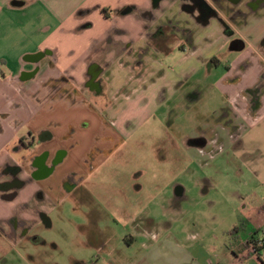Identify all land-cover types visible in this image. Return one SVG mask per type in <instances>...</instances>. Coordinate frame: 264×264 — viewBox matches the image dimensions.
<instances>
[{
    "label": "crops",
    "instance_id": "0c3cea01",
    "mask_svg": "<svg viewBox=\"0 0 264 264\" xmlns=\"http://www.w3.org/2000/svg\"><path fill=\"white\" fill-rule=\"evenodd\" d=\"M187 1L162 0L155 9L157 19L192 20L190 11L184 8ZM220 1L234 10H246L250 0ZM130 3L136 4L138 10L150 5L149 0H0V264H22L7 257L18 251L17 244L22 241L4 233L12 224L10 217L30 215L37 186L30 177L34 152L41 147L52 150L70 143L67 158L60 162L62 167L79 161L94 139L108 130L117 140L128 138L141 127L151 132V117L166 101L167 90L187 84L198 68L205 69L204 78L212 77L215 70L221 71L210 81L189 84L194 86L188 92L193 93L188 100L194 101H190L192 105L200 104L205 95L195 85H210L219 93L221 104L204 117L205 126L193 127L182 136L181 143L193 151L194 165L204 168L208 163L204 164L206 159L196 152L206 155L210 145L218 150L232 145L254 175L262 192L257 211L264 212V0L253 7L243 22L239 16L229 19L218 7L215 16L201 24L200 31L191 37L194 48L188 46L185 52H178L175 44L168 45V49L156 50L154 58L145 56L135 67L123 46H143L156 23L135 12H118ZM103 7L109 17L101 13ZM225 27L230 33H225ZM233 42H237L236 46H230ZM135 71H141L139 78L134 77ZM55 85L71 91L70 95L57 94ZM91 85H105L108 97L123 86L131 90L128 95L119 96L118 105L107 111L114 122L109 128L88 106L100 98ZM256 88L259 94L252 105ZM82 122L88 125L85 127ZM42 131L50 132L53 139L38 148L32 144L24 146ZM163 131L165 134V127ZM191 135L204 137L206 144L189 145L186 139ZM165 147H160L162 152ZM201 178L208 188L207 177ZM57 179L54 177L52 182ZM168 187L172 197L174 191L181 193L179 201L187 195L183 183ZM178 202L172 200L173 208L180 205ZM24 204L28 210L23 209ZM260 223L261 232L254 228L245 239L235 231L216 255L209 252L217 251L214 246L203 248L193 234V242L189 240L188 244L164 239L161 245L171 254L169 258L173 255L165 264H263L247 253L246 246L251 236L264 235V218ZM16 226L12 224L13 232H18ZM133 232L134 238L142 241H150L154 234L151 226H141ZM136 263L144 261L129 264Z\"/></svg>",
    "mask_w": 264,
    "mask_h": 264
},
{
    "label": "rangeland",
    "instance_id": "374dc122",
    "mask_svg": "<svg viewBox=\"0 0 264 264\" xmlns=\"http://www.w3.org/2000/svg\"><path fill=\"white\" fill-rule=\"evenodd\" d=\"M220 71L221 69L215 70L212 77L204 78L205 69L198 68L187 84L167 90L169 92H166V101L151 117V132L144 131L143 127L138 128L118 147L129 154L125 155L129 165L138 169L144 165L143 168L150 169L148 182L142 184L139 192L135 193L134 206L135 213L148 203L151 207V227L154 234L150 241H142L136 237L127 247L125 239L128 238L131 242V237L135 236L134 229L120 228V224L116 226L112 215L102 218L106 226L113 227L114 243L117 242L114 247L119 249L120 253L131 254L128 260L130 263L143 260L144 264H165L173 255L169 258L171 254L166 251L164 244L161 245L164 239L172 238L179 243L188 244L193 234L203 248L214 246L217 251L209 252L216 255L228 238L235 235V231L242 239L254 231V228H259L257 232H261L260 222L264 218V212L257 211V208L262 204L258 197L262 192L257 188L253 173L244 166L242 158L236 154L232 145H223V150L210 145L206 155L195 150L198 157L206 159L202 161L204 164L208 163L204 168L199 164L194 165L193 151L181 143L182 136L189 133L193 127L205 126L204 117L221 104L219 93L213 91L210 85H195L202 89L205 97L200 104L192 105L190 101H194L188 99H191L193 93L188 92L194 85L189 84L195 83L196 80L210 81ZM159 120L161 122H158ZM164 127L165 134L162 132ZM163 145L166 147L162 152L159 147ZM153 147H158V150ZM166 150L172 153L165 152ZM153 168L158 169L156 171ZM203 176L207 177L205 182L209 183L208 188L201 178ZM175 182L183 183L187 195L178 202V207L173 208V197L168 185ZM138 200L141 201L139 204ZM79 204L73 200L59 205L56 209L59 214L54 213L55 217L52 216L54 228L40 233L45 239V244L18 248L17 252L8 253L7 257L22 261V264H79L80 261L83 264H106L103 255H99L95 260V250L84 248L82 244V236L75 228L81 221L77 211L80 209ZM158 206L162 210L158 209ZM154 209H157L155 214ZM140 221L138 220V223ZM112 247L113 245H110L109 249Z\"/></svg>",
    "mask_w": 264,
    "mask_h": 264
},
{
    "label": "flooded vegetation",
    "instance_id": "af4514ba",
    "mask_svg": "<svg viewBox=\"0 0 264 264\" xmlns=\"http://www.w3.org/2000/svg\"><path fill=\"white\" fill-rule=\"evenodd\" d=\"M149 1V7L144 10H138L136 4L130 3L124 5L118 11L120 13L135 12L150 21L155 20L156 23L153 30L147 35L143 46L136 49L126 47L127 43L123 46L126 55L132 57L133 67L140 65L145 56L150 55L154 58L156 50L159 48L168 49V45L175 44V49L178 52H185L188 46L194 48L195 45L191 42V37L200 31L201 24L215 16L218 7L224 14L228 15L229 19L239 16L241 22H243L253 7L260 2V0H250L246 3V10H234L231 7L223 6L220 0H188L184 8L190 11L192 20L181 21L175 18L157 19L155 9L159 7L162 0ZM100 11L105 17H109L105 7L101 8ZM224 31L230 33L231 30L225 27ZM236 43L233 42L230 46H236ZM210 61H214V59L211 58ZM140 76L141 71L134 72L135 78ZM58 87L59 85H55L57 90ZM91 89L100 98L96 99L95 103H88V106L98 113L104 124L109 128L114 122L108 118L107 111L118 105L119 96L122 94L126 96L131 90L123 86L113 97H108L105 85H91ZM70 92L60 88L57 94L70 95ZM258 94L259 88L254 89L251 97L252 105L255 104ZM82 124L85 127L88 125L87 122H82ZM52 139L50 132L42 131L31 141L29 140L24 144L20 140L19 143L24 144L25 147L32 144L38 148ZM126 139L117 140L113 132L108 130L106 134L97 136L94 139V142L91 143L79 161L67 163L62 167H60L62 165L60 162L67 158L69 148L72 146L70 143L57 145L52 150L41 147L37 152H34L31 157L30 177L34 179L37 186L29 206L28 213L30 215L28 217H18L17 215L10 217V222L17 225L15 229L18 232H13L14 228L11 224L4 235L19 238L22 242L17 244L18 248H26V244H45V239L40 233L54 228L52 216L55 217L54 213L59 214L56 209L59 208L62 202L76 200L80 203V209L77 211L81 221L75 228L78 234L82 236L84 248L88 247L95 250V260L99 255H103L104 261H107L106 264H119L122 262L129 264L128 260L131 258V254L120 253V250L114 247L117 242L114 243L113 227L106 226V222L103 223L102 220V218L112 215L111 218L116 226L120 224V228L126 229L131 227L137 229L152 224L149 203L137 213L134 212L135 193L139 192L142 184L148 182L150 169L143 168L144 165L141 166V169H138L126 162L125 155L129 154L118 149L119 145L121 146ZM186 142L189 145L204 146L206 139L202 136L191 135L187 137ZM154 148L158 150V147ZM159 149L161 150L160 147ZM148 166L150 167V165ZM18 170L20 169L17 168ZM56 176H58V179L56 182H52V179ZM9 184L13 183H7L4 186H9ZM173 196L174 202H178L182 197L181 193L179 194L176 191H174ZM140 202L138 200V204ZM23 207V209L28 210V205L24 204ZM154 212H157V210L154 209ZM138 220L141 221L138 223ZM134 241L132 236L131 242L127 238L124 243L129 247ZM110 245H113L111 249H109ZM79 264H83V262L80 261Z\"/></svg>",
    "mask_w": 264,
    "mask_h": 264
},
{
    "label": "built area",
    "instance_id": "2783aa9c",
    "mask_svg": "<svg viewBox=\"0 0 264 264\" xmlns=\"http://www.w3.org/2000/svg\"><path fill=\"white\" fill-rule=\"evenodd\" d=\"M247 253L253 254L261 263L264 264V252L262 248L264 247V235H258L250 237L246 242Z\"/></svg>",
    "mask_w": 264,
    "mask_h": 264
},
{
    "label": "trees",
    "instance_id": "16d2710c",
    "mask_svg": "<svg viewBox=\"0 0 264 264\" xmlns=\"http://www.w3.org/2000/svg\"><path fill=\"white\" fill-rule=\"evenodd\" d=\"M254 236H255V235L251 236V238L254 237Z\"/></svg>",
    "mask_w": 264,
    "mask_h": 264
}]
</instances>
